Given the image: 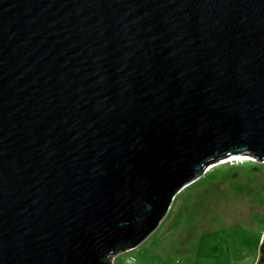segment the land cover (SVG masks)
<instances>
[{"label": "water", "instance_id": "95a60500", "mask_svg": "<svg viewBox=\"0 0 264 264\" xmlns=\"http://www.w3.org/2000/svg\"><path fill=\"white\" fill-rule=\"evenodd\" d=\"M242 157L264 0H0V264H112Z\"/></svg>", "mask_w": 264, "mask_h": 264}, {"label": "rangeland", "instance_id": "374dc122", "mask_svg": "<svg viewBox=\"0 0 264 264\" xmlns=\"http://www.w3.org/2000/svg\"><path fill=\"white\" fill-rule=\"evenodd\" d=\"M243 159L210 168L199 179L219 166L213 179L186 191L192 196L184 213L174 208L142 243L110 256L112 264H256L264 238V162ZM190 207L195 217L188 222Z\"/></svg>", "mask_w": 264, "mask_h": 264}, {"label": "trees", "instance_id": "16d2710c", "mask_svg": "<svg viewBox=\"0 0 264 264\" xmlns=\"http://www.w3.org/2000/svg\"><path fill=\"white\" fill-rule=\"evenodd\" d=\"M248 161H251V160H248ZM252 162V161H251ZM240 165L241 164H244V162L242 163H239ZM239 164L235 165V166H239ZM219 167V166H218ZM218 167L216 168H213L211 171H209L208 175H205L204 177H202L201 179H199L198 182H194L192 183L191 185L185 187L174 199L173 201V205H172V208H171V211L170 213L174 210V208H176V210L174 211L175 213L179 214L180 213H184L185 212V208H187L186 204H188V200H189V196H192V194L190 193H186L187 190H190L191 191L194 189L195 186H198L200 184H202V182H206L207 180H210V179H213L214 177V174L217 173V169ZM185 209V210H184ZM188 210V209H187ZM188 216H187V221L190 222V221H194L193 218L195 217V213L191 210V207L189 208V211H188Z\"/></svg>", "mask_w": 264, "mask_h": 264}, {"label": "bare ground", "instance_id": "6f19581e", "mask_svg": "<svg viewBox=\"0 0 264 264\" xmlns=\"http://www.w3.org/2000/svg\"><path fill=\"white\" fill-rule=\"evenodd\" d=\"M242 158L247 159V160H251L250 158H247V157H246V158H245V157H242ZM232 159H233V158H232ZM232 159H230V160H232ZM236 159H238V158H235V160H236ZM244 159H243V160H244ZM226 162H227V161H226ZM222 163H225V161H223Z\"/></svg>", "mask_w": 264, "mask_h": 264}]
</instances>
